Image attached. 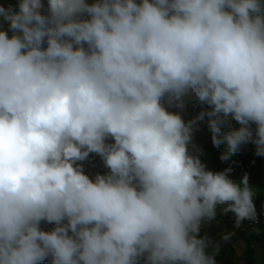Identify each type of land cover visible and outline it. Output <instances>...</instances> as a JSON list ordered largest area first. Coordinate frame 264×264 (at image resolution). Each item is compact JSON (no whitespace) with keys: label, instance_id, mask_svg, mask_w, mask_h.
I'll list each match as a JSON object with an SVG mask.
<instances>
[{"label":"clouds","instance_id":"1","mask_svg":"<svg viewBox=\"0 0 264 264\" xmlns=\"http://www.w3.org/2000/svg\"><path fill=\"white\" fill-rule=\"evenodd\" d=\"M17 8L0 5V264H218L203 229L219 206L258 223L256 190L188 145L207 118L222 160L264 157V0ZM191 95L192 120L165 107ZM91 153L106 174H85Z\"/></svg>","mask_w":264,"mask_h":264},{"label":"trees","instance_id":"2","mask_svg":"<svg viewBox=\"0 0 264 264\" xmlns=\"http://www.w3.org/2000/svg\"><path fill=\"white\" fill-rule=\"evenodd\" d=\"M4 1L9 2V6H12L13 8H16L18 10L17 5L19 3V0H0V4H2ZM43 3L45 4V6H47V0H43ZM11 34L12 33L9 32V35ZM165 107H167L169 111L179 112L182 115L183 119H185L187 112H190L188 110H193L198 114L208 106L201 105L199 101H193L189 97H186L185 106L183 109L177 108L175 107V105L169 106L166 101ZM195 112L193 113L196 114ZM203 122L206 125L208 147L211 152L212 160V163L206 166L207 169L215 172L230 168L231 172L229 173V176L235 182L239 181L241 170L247 168L252 170L253 176L250 183L254 188L256 187L259 189V193H256V196L254 198V203L260 217V225L257 229L249 228V222L247 221H245L241 227L234 228L233 213L229 212L225 214L222 211L223 206H219L217 208L216 221H213L211 225L206 226L203 231L206 232L214 241L220 242V252L217 256L218 264H235V245L240 240H244L247 248L246 254L244 256V264H256L255 253L257 251V248H260L262 251H264V157L256 156L254 153L255 160L253 161L252 168L251 163L248 162V159H246V156L243 154L240 155L236 153L234 155H231L228 160H222L221 155L227 151L226 145L221 144L218 148L215 147L211 140L212 134L207 126V118H205V121ZM231 126L235 127L239 125L234 120H230L228 124L223 126L222 131H229ZM109 142L113 141L110 140ZM188 150L190 154L195 153L192 149L188 148ZM199 156L200 160L205 164L203 155L200 154ZM80 163L83 167L91 163L99 167L98 171L96 172H88L84 170L85 174L89 175L90 178H94L97 173L106 174L109 171V169L105 167L103 159L95 153H91L85 161ZM52 227L53 225L46 222H42L41 224V228L45 231L50 230ZM225 232H234V235L228 242H224L221 240V236ZM44 264H49V261L46 260Z\"/></svg>","mask_w":264,"mask_h":264},{"label":"rangeland","instance_id":"3","mask_svg":"<svg viewBox=\"0 0 264 264\" xmlns=\"http://www.w3.org/2000/svg\"><path fill=\"white\" fill-rule=\"evenodd\" d=\"M5 7L9 6V2L4 1L2 4ZM4 29L7 30L8 29V25L4 24L3 25ZM189 98L193 101H198L197 98L194 95L189 96ZM190 112H187L186 116H185V121H189L192 120L197 113L193 110H188ZM193 112H195L196 114H194ZM238 127V126H235ZM234 127V128H235ZM232 128V126L230 127V129ZM228 130H225V132H227ZM189 149H192L195 153L192 154L194 156H198L202 154L203 155V160L207 165H210L212 163L211 160V152L209 150L208 147V135H207V131H206V125L204 124V122H198L197 125L194 127V131H193V136H192V140L188 145ZM254 153H255V146L252 144H247V145H242L240 150L237 152V154L240 155H245L246 159H248V162L251 163V168L253 167V161L254 159ZM83 169L85 171L88 172H96L98 171L99 167L97 165L94 164H89L87 166H84ZM240 172V171H239ZM247 174L249 177V183L251 182V178L253 176V171L250 169H243L240 172V178L239 181L237 183H239L242 178L244 177V175ZM251 184V183H250ZM256 190V193H259V189L258 188H254ZM236 258H235V264H244V256L246 254V244L244 242V240H240L239 242L236 243ZM264 251H262L260 248H257V251L255 253V259H256V264H264Z\"/></svg>","mask_w":264,"mask_h":264},{"label":"built area","instance_id":"4","mask_svg":"<svg viewBox=\"0 0 264 264\" xmlns=\"http://www.w3.org/2000/svg\"><path fill=\"white\" fill-rule=\"evenodd\" d=\"M89 2H91V0H89ZM232 128H234V126H232ZM259 225H260V220H259L258 223H255V224L248 223V227L251 228V229H256V228L259 227Z\"/></svg>","mask_w":264,"mask_h":264}]
</instances>
